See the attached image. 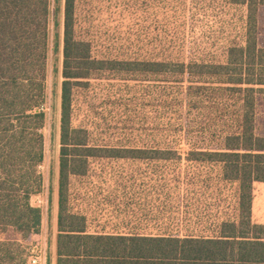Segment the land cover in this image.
<instances>
[{
	"label": "trees",
	"instance_id": "trees-1",
	"mask_svg": "<svg viewBox=\"0 0 264 264\" xmlns=\"http://www.w3.org/2000/svg\"><path fill=\"white\" fill-rule=\"evenodd\" d=\"M82 1L0 0V230L12 228L26 242L41 227V211L30 200L42 191L38 167L53 45L56 54L61 47L55 264H264V226L250 216L253 184L264 183V138L254 127L256 99L264 93V48L257 45V10L264 0H227L243 8L241 37L215 53L165 49L134 57L102 56L78 36ZM58 15L60 39L51 29L58 27ZM105 76L161 84L169 113L181 117L176 133L168 130L167 136L203 140L186 160L215 165L220 181L237 184L231 217L214 220L201 234L87 231L85 217L68 205L70 180L84 176L91 159L176 156L169 148L90 145L88 130L72 126L74 91ZM19 248L0 241V264H23L14 255Z\"/></svg>",
	"mask_w": 264,
	"mask_h": 264
},
{
	"label": "rangeland",
	"instance_id": "rangeland-1",
	"mask_svg": "<svg viewBox=\"0 0 264 264\" xmlns=\"http://www.w3.org/2000/svg\"><path fill=\"white\" fill-rule=\"evenodd\" d=\"M226 2L84 0L76 7L77 34L102 56L134 57L165 49L209 55L241 37L243 8ZM57 22L58 27H51L52 35L60 39V15ZM257 45L264 48V6L257 10ZM50 46L46 120L41 131L43 163L38 167L42 191L30 200L41 211V227L26 242L12 228L0 230V241L20 245L14 255L23 264H29L35 245L44 250L46 264L54 258L61 47L56 54ZM160 87L125 76H105L74 91L72 126L88 130L90 145L176 152L168 161L91 159L87 173L70 180L68 205L85 217L90 233L201 234L209 231L214 220L234 214L237 184L220 181L215 165L186 160V152L200 148L204 141L167 136L168 130L176 133L181 117L169 113ZM254 120L255 134L264 138V93L256 99Z\"/></svg>",
	"mask_w": 264,
	"mask_h": 264
},
{
	"label": "crops",
	"instance_id": "crops-1",
	"mask_svg": "<svg viewBox=\"0 0 264 264\" xmlns=\"http://www.w3.org/2000/svg\"><path fill=\"white\" fill-rule=\"evenodd\" d=\"M260 184L257 187H253L252 190V201H251V222L256 225L264 226V183ZM55 245V241H54ZM50 264H55V253L54 258Z\"/></svg>",
	"mask_w": 264,
	"mask_h": 264
},
{
	"label": "built area",
	"instance_id": "built-area-1",
	"mask_svg": "<svg viewBox=\"0 0 264 264\" xmlns=\"http://www.w3.org/2000/svg\"><path fill=\"white\" fill-rule=\"evenodd\" d=\"M29 264H46V257L44 250L38 245L32 247L30 251V256L28 258Z\"/></svg>",
	"mask_w": 264,
	"mask_h": 264
}]
</instances>
